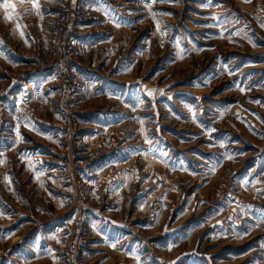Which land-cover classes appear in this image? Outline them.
Instances as JSON below:
<instances>
[{
	"label": "rangeland",
	"instance_id": "374dc122",
	"mask_svg": "<svg viewBox=\"0 0 264 264\" xmlns=\"http://www.w3.org/2000/svg\"><path fill=\"white\" fill-rule=\"evenodd\" d=\"M78 1L95 32L82 60L99 70L87 69L75 114L90 128L83 145L104 155L78 168L123 209L135 204L136 220L153 211L146 233L164 258L66 206L53 152L62 104L41 79L27 113L15 109L18 77L38 69L24 59L35 38ZM34 3L0 0V264H64L80 222L79 264H264V0Z\"/></svg>",
	"mask_w": 264,
	"mask_h": 264
},
{
	"label": "built area",
	"instance_id": "2783aa9c",
	"mask_svg": "<svg viewBox=\"0 0 264 264\" xmlns=\"http://www.w3.org/2000/svg\"><path fill=\"white\" fill-rule=\"evenodd\" d=\"M87 16L88 9L82 2L78 1L70 8L64 7L43 37L35 38L34 44L38 51L24 57L38 68L34 76L30 77L32 81L38 83V79H41L39 82L42 89L51 92L62 104L53 129V135L59 139L61 146L54 147L53 152H58L61 172L64 175L63 183L71 186L65 197V204L83 217L91 216L102 223L119 225L122 230L130 233L129 237L137 238V243L153 252L154 256L164 258L154 252L156 243L146 233L155 222L153 211H148L136 220L128 207L134 208L135 204L129 203L123 209V205H119L108 192L91 185L92 182L88 181L92 176L89 169L83 168L80 171L78 168L83 163L84 166H89L91 162L104 156L102 151L91 152L90 148L83 145L90 128L88 124H82L75 114L78 101L87 89L88 80L83 76L84 70L89 69L93 73L99 70V66L95 70L94 65H86L82 60L84 47L95 33L86 24ZM96 32L106 35L107 29L102 27ZM69 140H72V149L68 146ZM82 159L86 161H80ZM143 194L142 190H138L134 197L141 199ZM81 226L80 222L75 233L65 236L62 243V251L66 256L64 264H79L84 259L88 243L87 233Z\"/></svg>",
	"mask_w": 264,
	"mask_h": 264
},
{
	"label": "crops",
	"instance_id": "0c3cea01",
	"mask_svg": "<svg viewBox=\"0 0 264 264\" xmlns=\"http://www.w3.org/2000/svg\"><path fill=\"white\" fill-rule=\"evenodd\" d=\"M95 42V41H94ZM93 42V43H94ZM93 43L91 44V43H89V44H87L84 48H87L88 46H90V47H92L93 46ZM34 74H35V70H33V71H31V72H24L22 75H20L19 77H18V79H19V83L21 84V85H19V88H20V94H19V102H18V100H17V102H16V107H15V109H18L19 108V104L22 106V109H20V111H22V112H26L27 113V106L29 107V105H31L30 103H31V101H33V98L35 97V98H38V96L40 95V93L39 92H37L38 91V89H36V86L34 85L36 82H33L32 81V79L30 78L31 76H34ZM89 74V71L88 70H84V72H83V76L85 77V78H87V75ZM25 78H27V80H23V82H21V79H25ZM89 82H91V81H89ZM27 87V88H26ZM26 90V91H25ZM88 90L89 89H86V91L84 92V94L82 95V97H81V99H80V103L83 101V99H84V102H85V100H87V94H88ZM42 92H44V91H42ZM48 94V95H47ZM51 94L52 93H44L43 95L45 96L44 98H45V100L47 99V98H53V97H51ZM53 95V94H52ZM54 96V95H53ZM85 97V98H84ZM24 106V107H23ZM25 108V109H24ZM30 113H33V110L31 109L30 111H29ZM27 116V115H26ZM31 116V115H30ZM31 117H34V116H31ZM22 119H23V117H22ZM38 119H36V117H34V120H33V122L34 121H37ZM30 126L32 127V125L30 124ZM106 223H108V224H110V225H113V223H109V222H106ZM106 223H102V222H100V221H96V219H94L93 221H90L89 222V224H87L88 226L91 224L92 225V229L94 228V226H96L97 228H99V224H106ZM115 226H117V228L119 229V230H122V228L119 226V225H116L115 224ZM101 229V228H100ZM99 235L100 236H107V237H116L117 235L116 234H112V233H99Z\"/></svg>",
	"mask_w": 264,
	"mask_h": 264
},
{
	"label": "snow or ice",
	"instance_id": "6c2138e0",
	"mask_svg": "<svg viewBox=\"0 0 264 264\" xmlns=\"http://www.w3.org/2000/svg\"><path fill=\"white\" fill-rule=\"evenodd\" d=\"M33 6L36 7L34 0H33ZM4 7H10V5L5 4ZM6 18H10V17H6ZM158 23V22H157ZM149 95H151V93H149ZM150 142V141H147ZM214 170V169H213ZM113 247H115V245H112Z\"/></svg>",
	"mask_w": 264,
	"mask_h": 264
}]
</instances>
